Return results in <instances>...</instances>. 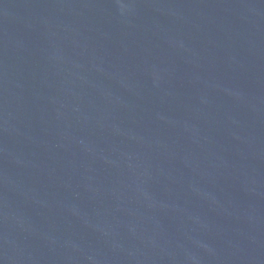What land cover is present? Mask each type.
<instances>
[{
	"label": "water",
	"instance_id": "water-1",
	"mask_svg": "<svg viewBox=\"0 0 264 264\" xmlns=\"http://www.w3.org/2000/svg\"><path fill=\"white\" fill-rule=\"evenodd\" d=\"M0 264H264V0H0Z\"/></svg>",
	"mask_w": 264,
	"mask_h": 264
}]
</instances>
